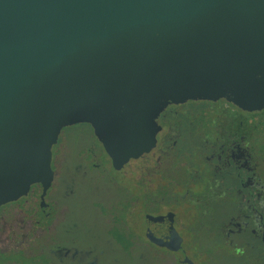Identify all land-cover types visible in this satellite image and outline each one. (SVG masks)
Wrapping results in <instances>:
<instances>
[{"label": "water", "instance_id": "water-1", "mask_svg": "<svg viewBox=\"0 0 264 264\" xmlns=\"http://www.w3.org/2000/svg\"><path fill=\"white\" fill-rule=\"evenodd\" d=\"M188 101L264 127V0H0V205L50 187L63 130L148 153Z\"/></svg>", "mask_w": 264, "mask_h": 264}, {"label": "flooded vegetation", "instance_id": "flooded-vegetation-1", "mask_svg": "<svg viewBox=\"0 0 264 264\" xmlns=\"http://www.w3.org/2000/svg\"><path fill=\"white\" fill-rule=\"evenodd\" d=\"M213 111L160 113L148 153L138 130L60 132L50 187L0 205V264H264V127Z\"/></svg>", "mask_w": 264, "mask_h": 264}]
</instances>
